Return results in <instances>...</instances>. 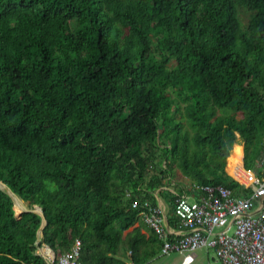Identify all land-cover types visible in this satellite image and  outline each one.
I'll use <instances>...</instances> for the list:
<instances>
[{"label":"trees","instance_id":"obj_1","mask_svg":"<svg viewBox=\"0 0 264 264\" xmlns=\"http://www.w3.org/2000/svg\"><path fill=\"white\" fill-rule=\"evenodd\" d=\"M263 145L264 0H0V264H144L132 202L237 194Z\"/></svg>","mask_w":264,"mask_h":264},{"label":"built area","instance_id":"obj_2","mask_svg":"<svg viewBox=\"0 0 264 264\" xmlns=\"http://www.w3.org/2000/svg\"><path fill=\"white\" fill-rule=\"evenodd\" d=\"M242 168V177L232 176L241 183L237 194L223 185L189 184L167 206L132 202V208L143 210L145 225L161 241V255L179 252L180 264H192L195 251L205 247L213 249L218 264H264V145L253 166L246 169L243 162ZM80 246L75 239L57 263L53 250L49 249L52 255H40L48 264H83ZM43 247L47 245L37 251Z\"/></svg>","mask_w":264,"mask_h":264},{"label":"rangeland","instance_id":"obj_3","mask_svg":"<svg viewBox=\"0 0 264 264\" xmlns=\"http://www.w3.org/2000/svg\"><path fill=\"white\" fill-rule=\"evenodd\" d=\"M238 17H239L242 25L246 26L248 23V20L250 18V13L247 12L242 7H239L238 8ZM237 141H238V144H241V146H242V140L240 139L239 135H237L236 142ZM232 148L230 150V157L232 154ZM242 151H243V146H242ZM242 161L244 162V152H243ZM240 175L242 177V174H240ZM175 177H176V180L178 182H180L181 184H183V185L185 184L186 186L189 185L188 179L186 177H184L181 174V172L177 169L175 171ZM24 204L26 205L27 209H30L28 203L24 202ZM166 206H167V204H166ZM15 216L19 217L20 214H16V212H15ZM130 230H131V228L128 231H130ZM233 230H234L233 228L230 230L231 234L233 233ZM128 231H126V232H128ZM207 251H208V261L210 262V264H218L216 262L215 253H214L213 249L206 250L205 247L197 249L195 251L196 258L192 264H206L207 263V255H206ZM39 252H40V250H39ZM182 258H183V256L179 252H173V253H170L168 255H161L159 252H157L155 256L147 258V260L144 264H180V262L182 261Z\"/></svg>","mask_w":264,"mask_h":264},{"label":"water","instance_id":"obj_4","mask_svg":"<svg viewBox=\"0 0 264 264\" xmlns=\"http://www.w3.org/2000/svg\"><path fill=\"white\" fill-rule=\"evenodd\" d=\"M0 183L2 184V186H0V189L2 190H5L9 195L10 197L12 198L13 202H14V196H16L4 183H2L0 181ZM22 202H24L22 199H20ZM25 211H29V209L27 208H24L22 212H25ZM32 211L38 213L41 218H42V223H41V226L39 227L38 231H37V239H36V244L40 242L41 238H42V229L44 228V226L46 225V220L41 212V210L38 209L37 206H34V209H32ZM20 212V214L22 213ZM50 250H52L49 246H47ZM38 254H40V252L37 251Z\"/></svg>","mask_w":264,"mask_h":264},{"label":"bare ground","instance_id":"obj_5","mask_svg":"<svg viewBox=\"0 0 264 264\" xmlns=\"http://www.w3.org/2000/svg\"><path fill=\"white\" fill-rule=\"evenodd\" d=\"M233 159L236 163H240V154L235 156ZM0 186H2L1 183ZM14 208L16 214H20V212H22L23 209L26 208V205L17 196H14ZM40 253H42L43 255H52L48 247H43L42 249H40Z\"/></svg>","mask_w":264,"mask_h":264},{"label":"crops","instance_id":"obj_6","mask_svg":"<svg viewBox=\"0 0 264 264\" xmlns=\"http://www.w3.org/2000/svg\"><path fill=\"white\" fill-rule=\"evenodd\" d=\"M183 186H185V184L183 185ZM157 194V193H156ZM165 202V203H164ZM158 205H162V206H166V204L167 205H169L165 200H163V199H160V198H158V203H157ZM138 224H136V226H137ZM142 232L143 233H145L146 235H148V231L147 230H145V229H143L142 230ZM148 232V233H147ZM127 233V232H126ZM206 255H207V260H208V253L206 252Z\"/></svg>","mask_w":264,"mask_h":264},{"label":"clouds","instance_id":"obj_7","mask_svg":"<svg viewBox=\"0 0 264 264\" xmlns=\"http://www.w3.org/2000/svg\"><path fill=\"white\" fill-rule=\"evenodd\" d=\"M232 177V176H231Z\"/></svg>","mask_w":264,"mask_h":264}]
</instances>
